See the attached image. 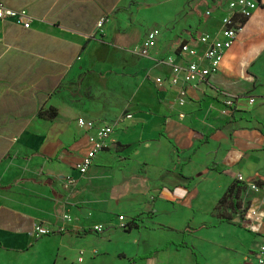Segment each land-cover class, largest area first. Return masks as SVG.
<instances>
[{
  "label": "crops",
  "instance_id": "0c3cea01",
  "mask_svg": "<svg viewBox=\"0 0 264 264\" xmlns=\"http://www.w3.org/2000/svg\"><path fill=\"white\" fill-rule=\"evenodd\" d=\"M228 1L0 0L33 17L29 28L0 20V264H31L32 253L43 264H252L264 193L244 183L264 182V0L206 81L180 90L156 63L180 62V43L200 50L199 36L221 38ZM155 27L150 55L133 53ZM123 113L80 174L92 131L77 119ZM238 182L236 203L214 211ZM118 215L144 226L126 231ZM40 223L52 233L34 236Z\"/></svg>",
  "mask_w": 264,
  "mask_h": 264
},
{
  "label": "built area",
  "instance_id": "2783aa9c",
  "mask_svg": "<svg viewBox=\"0 0 264 264\" xmlns=\"http://www.w3.org/2000/svg\"><path fill=\"white\" fill-rule=\"evenodd\" d=\"M257 7L255 0H230L227 3V13L222 19V36L209 37L207 35H201L198 37V42L202 45L201 49L189 43H180L176 52L179 57L182 58L180 62L175 61L172 56H168L162 59H157V64L167 65L170 68V74L168 82L171 86H177L180 90H183V86L191 84L193 86L207 80L209 75L217 72L223 55L227 49H229L240 30L243 21L247 19ZM208 15L209 12L206 11ZM33 17L24 9L16 10L5 7L0 2V20H12L16 24L21 25L24 28H29ZM103 20H99L97 26L100 27ZM160 34L159 28H151L145 35L140 45L135 46L131 51L139 56H149L150 51L153 48L157 36ZM153 82L156 86L163 85L164 79L160 76L153 77ZM228 106L232 105L231 101H227ZM131 117L128 113H123L115 117L112 122H97L94 120H86L84 118L77 119V125L87 131H92L88 137L90 149L83 156L81 161L75 165V168L80 174H85L88 170L94 156L104 147L106 141L113 132L115 125L121 122L124 118ZM237 180L239 182H245L241 175H238ZM75 180L68 176L63 182L64 188H69L74 185ZM251 190L261 191L264 193V182H245ZM62 219L66 222H70L72 218L64 214ZM121 228L125 227V218L123 215L117 217ZM243 220L247 223V228L252 232H259V223H250V219L243 216ZM92 230L95 232L103 231L102 224H95L92 226ZM52 228L47 227L44 224H35L32 228V233L36 237L46 236L52 233ZM81 261V258L78 259ZM252 264H264V236L259 244L257 250L254 252V260Z\"/></svg>",
  "mask_w": 264,
  "mask_h": 264
},
{
  "label": "trees",
  "instance_id": "16d2710c",
  "mask_svg": "<svg viewBox=\"0 0 264 264\" xmlns=\"http://www.w3.org/2000/svg\"><path fill=\"white\" fill-rule=\"evenodd\" d=\"M244 22V21H243ZM55 111H56V109H54V108H49V109H47V110H44V111H42L41 113H40V115H42V116H44V117H47V118H51L52 117V115L53 114H55ZM208 170V169H207ZM204 173V171H202V172H199V173H197V176H199V175H201V174H203ZM242 184H240L239 182H238V184H237V191H234L233 190V188H234V185H231V186H229V187H227L226 189H225V192H224V194H223V196H226V195H228V196H230V197H232V200H231V202L232 203H234L235 202V200L238 198V191H239V187L241 186ZM236 203V202H235ZM143 223H144V219H142L141 217H138V216H134V217H132L127 223H126V225H125V230L126 231H131V230H137V229H140L141 227H143L144 225H143ZM183 238H184V236H183ZM183 238H182V240H183ZM174 242L173 241H170L168 244H173ZM175 244V243H174ZM179 247H189V245L188 244H186V243H184V242H181V243H179V244H177ZM191 249V248H190ZM138 258H140V257H137V258H135L134 260H137ZM133 260V261H134Z\"/></svg>",
  "mask_w": 264,
  "mask_h": 264
},
{
  "label": "rangeland",
  "instance_id": "374dc122",
  "mask_svg": "<svg viewBox=\"0 0 264 264\" xmlns=\"http://www.w3.org/2000/svg\"><path fill=\"white\" fill-rule=\"evenodd\" d=\"M134 48V47H133ZM133 48H131V50L133 49ZM228 197H230V196H228V195H226V196H221V198H219V200L217 201V203L215 204V207H214V211H216V212H218L220 215H225L226 214V209L227 208H229V207H232V203H231V201L230 202H227L226 203V199L228 198ZM187 232V231H186ZM209 243H207V245H208ZM194 248H193V247ZM191 246V248L195 251V252H197L198 253V255H199V257L201 258V259H203V255H202V253H199V251H198V247L196 246H194V245H192ZM45 254V253H44ZM32 259H34L35 261L33 262V263H31V264H43L44 262H46L45 261V259H46V254L45 255H42V253H38V255H36L35 253H32L31 254V256H30ZM24 263V262H23Z\"/></svg>",
  "mask_w": 264,
  "mask_h": 264
}]
</instances>
